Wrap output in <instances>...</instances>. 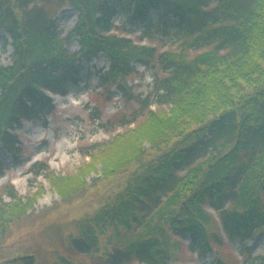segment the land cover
<instances>
[{"label": "trees", "instance_id": "16d2710c", "mask_svg": "<svg viewBox=\"0 0 264 264\" xmlns=\"http://www.w3.org/2000/svg\"><path fill=\"white\" fill-rule=\"evenodd\" d=\"M68 10L78 16L65 33L58 17ZM118 14L131 26L144 23L145 38L174 42L178 50L159 53L110 34ZM0 31L2 49H13L10 65H0V178L7 171L3 154L21 163L13 130L54 113L46 91L72 93L83 65L105 55L110 68L99 73V86L138 103L129 79L138 65L156 71L153 95L130 122L135 127L97 149L75 175L34 167L62 199L58 207L87 189L98 165L107 180L132 168L125 190L83 219L52 264H70L66 250L93 258L105 237L117 242L114 253L98 255L106 264H171L179 247L173 236L204 260L215 243L225 244L204 207L219 214L246 264H264L246 246L264 239V0H0ZM75 41L80 50L71 53L66 45ZM3 191L10 201L0 196V241L32 209L11 185ZM215 258L226 264L217 252ZM5 264L43 262L30 254Z\"/></svg>", "mask_w": 264, "mask_h": 264}, {"label": "rangeland", "instance_id": "374dc122", "mask_svg": "<svg viewBox=\"0 0 264 264\" xmlns=\"http://www.w3.org/2000/svg\"><path fill=\"white\" fill-rule=\"evenodd\" d=\"M78 14L70 11L65 17L61 15L58 21L62 27L69 31L76 25ZM129 16V15H128ZM151 14L149 19H154ZM113 21L115 25L127 26L135 34L129 35L134 41L143 35L144 23H137L131 26L129 17L118 14ZM4 35L0 31V65H10L13 49L4 51ZM147 45H154L160 51H174L175 43L158 40H143ZM71 53L79 49L77 42L69 44ZM80 83L77 87L69 85L72 95L66 98L56 99V109L48 117L31 121H24L21 127L14 130L23 146L22 164H17L16 158L3 154L2 160L8 169L6 175L0 179V196L10 201L3 189L12 184L18 195L32 204L28 216L16 228L0 241V264H5L9 259L19 255H36L40 263L52 264L66 246V239L70 235L78 234V229L83 219L94 217L96 213L108 202L114 201L116 195L125 190L127 181L131 174L129 168L121 175L112 180H107L101 174V165H98L96 172H92L87 178V189L74 196L71 204L61 203L56 190L50 182L44 178V174L36 176L33 170L40 171L38 163H44L51 168L57 177H69L75 175L84 163L90 162V155L107 144L126 130L133 128L129 123L134 116L140 114L145 101L153 95L156 71H146L145 67L137 66V73L129 79V85L133 87V93L137 101L129 102L122 98L115 89L111 96L106 89L99 87L98 75L100 72L109 70V61L105 55H101L91 64L83 65ZM153 101V98L151 99ZM153 109H158L156 104ZM148 150L149 145L146 143ZM149 152V151H148ZM151 152H149L150 154ZM2 154V153H1ZM146 155L145 160L149 156ZM37 163V165H35ZM37 195V196H36ZM218 225V223H217ZM220 227H218L219 229ZM179 247L174 248L172 264H214L215 255H208L201 259L192 254L187 240L174 237ZM99 250L91 258L86 254L73 250H66L65 257L70 264H106L98 255L114 251V244H110L106 237L101 240ZM252 251V256H264V239L259 241L251 240L246 243ZM221 257L227 260V264H244L239 254L240 246L214 245ZM57 251V253H56ZM141 264V263H130Z\"/></svg>", "mask_w": 264, "mask_h": 264}]
</instances>
